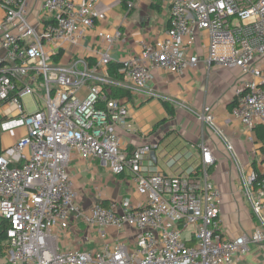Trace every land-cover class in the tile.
I'll list each match as a JSON object with an SVG mask.
<instances>
[{"label": "built area", "instance_id": "obj_1", "mask_svg": "<svg viewBox=\"0 0 264 264\" xmlns=\"http://www.w3.org/2000/svg\"><path fill=\"white\" fill-rule=\"evenodd\" d=\"M96 3L40 0L35 12L33 0H0V108L5 107L0 129L13 124L26 129L0 155V220L8 225L0 264H235L248 254V244L263 249L264 161L258 160L255 129L264 127V71L257 66L264 57V0H173L163 39L154 46L140 41L139 54L121 58L118 31H95L97 42L87 45V33L107 21ZM196 31L209 39L204 63L241 75L230 115L256 146L249 150V168L237 161L209 106L195 116L230 155L249 203V235L228 237L224 230L215 158L205 141L198 145L196 166L186 169L167 156L171 176L150 170L152 145L130 152L121 145L120 133L132 131L130 99L114 98L112 89L152 98V71L182 75L196 69L201 61L191 52ZM83 47L87 56L73 53L62 61ZM113 63L122 81L110 78ZM28 95L40 104L32 114L22 102ZM73 155L97 160L116 176L128 172L143 202L94 203L84 212L66 171ZM80 223L96 233L100 247L60 251ZM109 229L135 234L129 242H109Z\"/></svg>", "mask_w": 264, "mask_h": 264}, {"label": "crops", "instance_id": "obj_2", "mask_svg": "<svg viewBox=\"0 0 264 264\" xmlns=\"http://www.w3.org/2000/svg\"><path fill=\"white\" fill-rule=\"evenodd\" d=\"M37 1V2H36ZM173 0H97L96 11L104 13L107 21L97 23L94 30L87 33L88 47L94 44L95 31L115 34L120 32V40L116 43L117 57L135 56L140 53V41L148 45L160 42L168 28L170 6ZM132 8H127V3ZM40 0H33V9L39 11ZM193 53L201 61L197 68L188 70L182 75H173L161 71H152L150 91L156 96L148 98L147 95L133 94L130 97L129 115L132 124L130 133H120L121 145L127 151H132L141 145H152L154 158H151V171L171 176L173 166L168 158L179 161L184 168L197 165L199 159L198 145L205 141L215 158L213 178L221 190V216L224 230L228 237L249 235L253 223L248 213L243 212V203L236 201L232 192L234 178L233 163L221 139L212 131L203 126L196 118L203 106H209L215 115V124L224 138L233 146L237 161L249 168L252 158L249 150L254 146L249 142V132L231 115L229 105L237 98L241 88V75L238 70L225 69L215 65L209 66L202 60L209 45L205 32L194 33ZM187 41V40H185ZM97 42V41H96ZM77 53L80 57L87 56V48H75L73 52L62 57L63 62L70 60L71 55ZM117 64V63H113ZM257 66L264 71V57L258 59ZM173 108L174 116L169 117L163 103ZM7 109V108H6ZM5 107L0 108V113ZM0 114V121L1 120ZM163 123L155 126L159 121ZM9 125L0 129L1 142H5V133ZM16 137L9 140V146L15 144L20 138L26 136L24 127L14 130ZM4 139V140H3ZM258 145V144H257ZM256 147V146H254ZM28 154V152H25ZM258 155H261L258 152ZM168 156V158H167ZM259 157V156H258ZM66 171L74 181V190L80 208L87 212L94 203L108 207L112 202L119 204L128 199L133 205L143 202L137 195L128 172L116 176L109 172L107 166L97 160H88L73 155ZM237 195V196H239ZM79 198V200H78ZM235 212V213H234ZM1 221V220H0ZM238 227H236V223ZM133 230L115 232L108 230L109 242H129L134 235ZM69 239L60 243V251L66 249L96 250L102 244L96 233L87 230L80 223L78 232L70 233ZM75 238L76 241H72ZM248 254L236 260L235 264H264V248L248 244Z\"/></svg>", "mask_w": 264, "mask_h": 264}, {"label": "rangeland", "instance_id": "obj_3", "mask_svg": "<svg viewBox=\"0 0 264 264\" xmlns=\"http://www.w3.org/2000/svg\"><path fill=\"white\" fill-rule=\"evenodd\" d=\"M22 102H23V105H24V109H25V112L27 113V114H32V113H35L37 110H38V108H40V104H38L37 102H35V98L34 97H32V96H30V95H28V96H24L23 98H22ZM5 121V120H4ZM10 123L11 122H17L14 118H10V120H8ZM18 128H20V125L19 124H13V125H11V127H9V129H7L6 131H7V133H5V141L7 140V146H6V144H5V142L3 141V142H1V149L2 150H4V149H6L8 146H9V140L10 139H12V140H14L15 139V137H16V132H14V130H17L18 131ZM2 129V128H1ZM4 140V139H3ZM261 155H259V157H258V160L259 161H261L262 163H263V161H264V156H263V153H260ZM254 166H257V165H259L258 164V162H254V164H253ZM234 167V166H233ZM250 167V166H249ZM233 173H234V178H232V179H230V182L232 181L233 183H232V192H234V190L235 191H237V190H239V188H240V184L238 183V181H239V176H238V173H237V171H236V169L235 168H233ZM234 195L235 196H233V197H235V199H236V201L234 200V198H233V201L234 202H237L238 200L241 202V203H243L242 205H243V207H244V211L243 212H246V213H248V211H249V203L248 202H246V198L244 197V196H241V195H239V193H235L234 192ZM237 195H239V196H237ZM78 200H79V198H78ZM238 201V202H239ZM235 213V212H234ZM236 223V222H235ZM236 227H238V223H236ZM183 236L184 237H187V235L186 234H183Z\"/></svg>", "mask_w": 264, "mask_h": 264}, {"label": "trees", "instance_id": "obj_4", "mask_svg": "<svg viewBox=\"0 0 264 264\" xmlns=\"http://www.w3.org/2000/svg\"><path fill=\"white\" fill-rule=\"evenodd\" d=\"M123 2H124V0H123ZM118 70H119V64H111L108 67V72H109L110 78L114 81H122L123 80V77H122V75H120L118 73ZM112 95L114 98H128V99H130V97H131L130 92H128L126 90L118 89V88L112 89ZM235 103H236V98L229 105V108L232 109L234 107ZM163 104L166 108L168 116L173 117L174 116L173 108H169L168 104H166L165 102ZM163 122H164V120L159 121L155 126H158L159 124H161ZM255 137H256V142L260 146L259 147L260 153H263V155H264V127L263 126H258L255 129ZM2 153L3 152H2V149L0 147V155ZM253 167L255 168L254 165H253ZM7 226H8L7 222L2 221V220L0 221V250H1L2 244L5 242V230L7 229Z\"/></svg>", "mask_w": 264, "mask_h": 264}, {"label": "water", "instance_id": "obj_5", "mask_svg": "<svg viewBox=\"0 0 264 264\" xmlns=\"http://www.w3.org/2000/svg\"><path fill=\"white\" fill-rule=\"evenodd\" d=\"M150 157L151 158H154V152L151 153Z\"/></svg>", "mask_w": 264, "mask_h": 264}]
</instances>
